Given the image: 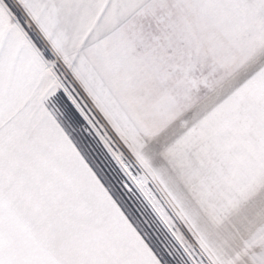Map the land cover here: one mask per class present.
I'll list each match as a JSON object with an SVG mask.
<instances>
[{
	"label": "snow or ice",
	"instance_id": "6c2138e0",
	"mask_svg": "<svg viewBox=\"0 0 264 264\" xmlns=\"http://www.w3.org/2000/svg\"><path fill=\"white\" fill-rule=\"evenodd\" d=\"M0 264H264V0H0Z\"/></svg>",
	"mask_w": 264,
	"mask_h": 264
}]
</instances>
